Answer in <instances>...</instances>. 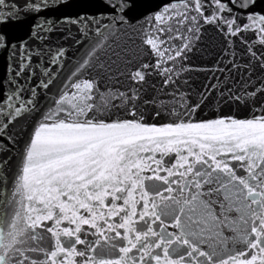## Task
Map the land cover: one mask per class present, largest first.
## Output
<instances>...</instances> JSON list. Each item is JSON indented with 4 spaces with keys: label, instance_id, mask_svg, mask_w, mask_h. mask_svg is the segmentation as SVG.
Segmentation results:
<instances>
[{
    "label": "water",
    "instance_id": "water-1",
    "mask_svg": "<svg viewBox=\"0 0 264 264\" xmlns=\"http://www.w3.org/2000/svg\"><path fill=\"white\" fill-rule=\"evenodd\" d=\"M0 264H264V0H0Z\"/></svg>",
    "mask_w": 264,
    "mask_h": 264
}]
</instances>
